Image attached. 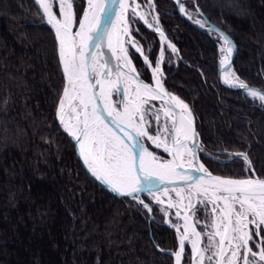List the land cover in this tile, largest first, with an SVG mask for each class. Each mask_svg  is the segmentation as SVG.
<instances>
[{
  "label": "trees",
  "instance_id": "trees-1",
  "mask_svg": "<svg viewBox=\"0 0 264 264\" xmlns=\"http://www.w3.org/2000/svg\"><path fill=\"white\" fill-rule=\"evenodd\" d=\"M85 2L73 0L76 24ZM181 3L231 36L235 78L264 90V0ZM152 4L174 50L139 19L132 34L151 65L161 59L164 84L191 108L200 160L215 173L244 177L251 166L264 177V103L219 83L217 34L183 20L174 0ZM131 55L150 82L141 56ZM63 86L53 30L30 21L27 0H0V264H175L178 239L164 207L143 198L149 212L114 195L79 164L56 118ZM189 257L186 244L182 264Z\"/></svg>",
  "mask_w": 264,
  "mask_h": 264
},
{
  "label": "snow or ice",
  "instance_id": "snow-or-ice-1",
  "mask_svg": "<svg viewBox=\"0 0 264 264\" xmlns=\"http://www.w3.org/2000/svg\"><path fill=\"white\" fill-rule=\"evenodd\" d=\"M35 2L42 9L47 23L56 31L59 58L67 81L64 94L59 100L57 117L64 130L80 146V154L92 175L117 195L131 197L149 212L152 211L150 203H145L140 195L147 193L156 202L162 203L154 193L165 183L175 185L173 191L181 199L191 201L193 195L204 197L198 199L197 205L189 203L187 207L192 209V215H195L197 207L205 210L208 218L203 225L204 235L208 240L206 246L197 249L201 237V232L196 231L199 221L188 224L189 216L184 217L185 232L190 227L192 235L197 238L192 241L194 256H199L202 262L204 253H211L207 256L209 264L214 260H218L219 264H224V260H227V264H235L236 260H243L244 264H264V237H260L258 243L253 240L254 235L259 237L264 231V179H225L211 176L203 164L197 166L194 163L196 143L193 141L191 149L187 147L188 141L196 135L191 129V120H186L182 114L179 115V123L175 119L176 107L188 109L179 98L171 97L175 104L170 103L169 109L164 112L165 117L171 116L173 119L171 127L166 124L161 126L160 109L153 111L154 105H150V100L162 99L168 95L157 79L160 62L157 61L152 69L155 86L144 83L132 66L128 49L124 47L125 41L121 39V33L129 35L127 17L137 15L135 9L130 7L129 0H119V11L116 12L118 25L104 22L106 17L113 14V10L108 7L109 0H87L88 8L79 19V28L75 32L72 28L74 14L71 0H56L60 18L53 10V0ZM111 2L116 3V0ZM136 7L139 8L140 5L137 4ZM149 7H153L152 0H149ZM180 10L184 11L182 5ZM140 19L143 20L144 17L140 16ZM153 19L158 22V18ZM144 22L149 28L152 27L147 20ZM195 23L204 27L199 20ZM155 30L160 31L159 28ZM220 37L229 46L227 51L231 53L230 38L224 33H220ZM135 51L143 55L146 64L149 62V57L143 54L140 47H135ZM113 73L115 80L112 79ZM121 78L124 86L135 84L134 98L121 101L122 111L119 110L120 105L111 99L113 90L121 92ZM236 79L238 83L232 86L244 89L253 100L264 103V91L250 88L245 82L239 81L238 77ZM121 94L125 98L129 95L126 88ZM146 96L148 99H145ZM66 100L74 105L71 111L75 113V122L71 124L65 121ZM188 115L190 117L191 113ZM147 117L156 121L155 135L149 131L151 121ZM161 137L165 140L171 138L172 146L164 143ZM145 138L152 141L156 148L163 145L164 152L172 159L163 160L149 151L144 144ZM189 156L191 159H187ZM243 158L247 161L246 156ZM186 159L189 164L187 169L184 168ZM205 177L210 179L206 180ZM185 190L186 196H182ZM221 202L223 207H220ZM208 204H212L210 212L207 211ZM176 206L168 204V208ZM176 215L179 217L180 213L177 212ZM250 225L254 226L252 231L248 230ZM209 228L213 231H207ZM215 237H219V242L214 245ZM249 242H252L251 247ZM184 246L185 240L182 238L180 251L174 254L177 264ZM253 248L258 250L253 251ZM229 249L230 257L226 256Z\"/></svg>",
  "mask_w": 264,
  "mask_h": 264
},
{
  "label": "water",
  "instance_id": "water-1",
  "mask_svg": "<svg viewBox=\"0 0 264 264\" xmlns=\"http://www.w3.org/2000/svg\"><path fill=\"white\" fill-rule=\"evenodd\" d=\"M72 2V12L74 14V22H73V25H72V28H73V32H75L76 30H78L79 28V23H75L76 22V15H75V10H74V5H73V1L71 0ZM175 4H176V7H177V11H178V14L179 16L185 20L186 22H188L189 24L193 25L194 27L198 28L199 30H202L206 33H208L209 35L211 33H215L219 36V40H215L214 39V42L215 44L217 45L218 49L222 51V54L219 55V58L217 60V78H218V81L219 83L227 88V89H231V90H240V91H243L245 93H247L244 89H241L239 87H235V86H232L236 83H238V80L234 83H230V82H226L224 79H223V73L226 69L229 68V66L231 67L232 65V61H233V58L235 56V53H236V44L234 42V40L231 38V36H229V34H227L224 30H222L221 28H219L216 24H214L213 22H211L203 12L201 11H198V15H199V18L201 21V23L204 24V27H201L200 24H197L195 23V21H197V19L195 18H192L191 16H189V14L186 13L185 9L183 12H181L180 8H181V0H174ZM53 5L56 6V9L53 8V10L56 12L57 14V17H59V11H58V8H59V5L58 3L56 2V0H53ZM118 5H119V0H116V3H112L111 0H109L108 2V7H110L112 10H113V14L109 17H106L105 18V23H108V22H112L113 18L115 17L116 15V12H117V9H118ZM183 6V5H182ZM88 8V2L86 0V4L84 6V9H83V12ZM184 8V7H183ZM27 11H28V14H29V18H30V21L35 24V25H48L54 32L55 34V37H56V31L55 29L52 27V25L48 24L47 23V18L44 16L43 14V11L42 9H40L39 5L36 4L35 0H27ZM83 16V13L81 15V17ZM80 17V18H81ZM141 20V19H140ZM142 21V20H141ZM79 22V21H78ZM143 22V21H142ZM144 23V22H143ZM145 24V23H144ZM147 26V24H145ZM148 27V26H147ZM157 28L160 29V31H156L154 27H151L150 29H153L154 31L157 32L159 38L161 41H164L166 42L168 45H171L173 48L175 47V45L170 42L168 40V38L165 36L164 32L162 31V29L157 26ZM215 29V30H213ZM218 30V31H216ZM161 32L163 33V35H161ZM220 33H224L227 37L230 38L231 42H232V51L231 53H229L227 51V46L224 44V41L223 39L220 37ZM134 38V37H133ZM57 40V38H56ZM58 42V41H57ZM229 47V46H228ZM105 51H107V48H105ZM58 54H59V42H58ZM144 64L149 68H154L155 66L151 65L150 61L146 64L144 59H143V55H141L140 53H138ZM145 55V54H144ZM60 60V58H59ZM114 58H113V62H114ZM223 61V63H222ZM60 66H61V69H62V72H63V65L61 64L60 62ZM138 73V71H136ZM160 72H161V75L158 76V79L160 80L162 86H163V89L168 93L167 96H163L162 98V101H170V97L173 96V95H176L175 93L171 92L167 87L166 85L164 84V74L162 72V68H161V60H160ZM139 77L141 80H143L144 83L146 84H149V85H152L154 87V84L151 80V82H148L146 80H144L141 75L138 73ZM63 76H64V72H63ZM67 81H66V78L64 76V86H63V89H62V93H61V96L60 98L62 97V95L64 94V88H65V85H66ZM247 84V83H246ZM250 88H253V89H259L261 91H264L262 90L261 88L259 87H256V86H251L249 84H247ZM98 90V89H97ZM179 97V96H178ZM180 98V97H179ZM111 99L113 100L114 103L120 105V109L119 110H123V105L121 104V101H115L114 97H113V94H112V97ZM181 99V98H180ZM60 100V99H59ZM184 101V100H183ZM185 102V101H184ZM186 103V102H185ZM187 104V103H186ZM187 106L189 107V105L187 104ZM58 107H59V102H58V106H57V110H58ZM189 110L191 112V115H192V121H191V129L195 132V136L193 137V139L191 140V147H192V143L193 141L196 143L197 145V148H196V160L194 161V163L198 166L199 164H203L202 161L200 160V157H199V136H198V133H197V130H196V122H195V116L191 110V108L189 107ZM67 111V110H66ZM175 112L177 113V115L179 114V109L176 107L175 108ZM56 118H57V122L60 126V128L66 133V135L71 139L72 143H73V147H74V151H75V154H76V157H77V160L79 162V164L82 166V168L86 171V173L96 182L98 183L99 185H101L103 188H105L106 190H108L109 192L113 193L114 195L116 196H121V195H117L116 193H114L113 191H111V189L109 188L108 185L102 183L101 181L97 180L96 177H94L92 175V173L89 171L88 167L85 165L84 163V158L81 156L80 154V146L77 144V142L68 134V132H66L64 130V127L61 125L60 121H59V118L57 117V111H56ZM75 122V116L72 117V119L68 122V123H74ZM165 143V142H164ZM144 144H145V147L149 150V151H152L154 152L156 155L159 156V154L155 151V150H159L163 153L166 154V158H162L163 160H171L172 157L164 152V149H163V145L160 147V148H156L155 147V144H153L152 141H149L145 138L144 140ZM169 147L172 146V140L171 138H169V143H166ZM248 164L250 165V161L247 160ZM204 165V164H203ZM189 167V164L187 162H184V168L187 169ZM205 167V165H204ZM206 168V167H205ZM208 170V173L211 174V176H218V177H221V178H225V179H245V178H254V179H264V177H261L259 175L256 174L255 170L253 169V167L249 166V170H250V174L248 176H244V177H233V176H227V175H223V174H219V173H215L211 170H209L208 168H206ZM206 180L210 179L209 177H205ZM176 187L175 185H169L167 183H165V185L163 187L160 188V190L158 192H155L154 195L155 196H158L160 198V201H162V205H164L168 210H171L175 215L177 212L180 213L179 215V219L181 220V222L184 223V226L186 224L185 222V219L184 217L187 215L189 216V221H188V224H191L193 222H195L194 218L190 215V213L187 211V209L185 208V203H182L180 204L179 206H176V207H173V208H168V204L169 203H172L174 205L176 200L180 199L179 197H177L175 195V192L173 191V188ZM182 196H183V193H182ZM124 197H129V196H124ZM142 197H145V198H148L149 200L151 201H155L153 199V197L151 196H148L147 193H142L140 195V199H142ZM131 198V197H130ZM144 200V199H142ZM185 200V199H184ZM145 203H148L147 201L144 200ZM177 216V215H176ZM175 229L177 231L180 232L181 234V237H180V240L183 237V233H184V227L182 225L181 228L179 227H175ZM196 231L198 232H201V230L199 229L198 225L196 227ZM189 232L192 233L191 231V228L189 227ZM258 237V236H257ZM197 239V238H196ZM180 240H179V246L177 249L171 251L173 257H174V261H175V264H177V261H176V257H175V253L180 251ZM185 240V245L188 244L190 245V242L188 241V239L184 238ZM260 240V236L258 237V242ZM218 242H219V239H218ZM204 247V236L201 232V237H200V241L199 243L197 244V249H201ZM185 248V246H184ZM184 251V249H183ZM182 259H183V253L181 255V259H180V262L179 264H182ZM197 259V256H194L193 252H192V247H191V252H190V257H189V261H188V264H195V260ZM214 264H219V261L216 260Z\"/></svg>",
  "mask_w": 264,
  "mask_h": 264
},
{
  "label": "bare ground",
  "instance_id": "bare-ground-1",
  "mask_svg": "<svg viewBox=\"0 0 264 264\" xmlns=\"http://www.w3.org/2000/svg\"><path fill=\"white\" fill-rule=\"evenodd\" d=\"M130 1H131V0H129V3H130ZM130 7L133 8V9H135V11H136L137 13L140 14L139 10H138L136 7H133V6L131 5V3H130ZM118 11H119V5H118L117 12H118ZM112 22L116 23L117 25L119 24V21L117 20L116 15H115V17L113 18ZM120 35H121V39H123V40L125 41V43H124V47H126V48L128 49L129 58L131 59L132 66L135 68V65H134V62H133V59H132V55H131V51H133V50L135 51V47H139V46L137 45V43H136V42L134 41V39L132 38L130 32H129V35H128V36H124L123 33H121ZM114 42H115V38H114ZM170 42H171V41H170ZM133 45H135V47H134ZM169 48H170V47H169ZM174 48H175V47H174ZM174 48H173V49H174ZM227 48H228V46H227ZM135 52H136V51H135ZM136 53H137V52H136ZM114 63H115V61H114ZM135 69H136V68H135ZM150 70H151V74H152V68H150ZM136 71H137V70H136ZM160 75H161V72H159V73L157 74V79H158V76H160ZM112 79H113V80L116 79L115 73H113V75H112ZM223 79H224L225 81L230 82V83H234V82H232V78H231V67H229L228 69H226V70L224 71V73H223ZM152 82H153V84H154V86H155V82H154V80H153V75H152ZM119 86L121 87V92H123V91L125 90V88H126L128 94H129L128 97L125 98V97L122 96L121 92H119V93L121 94L123 100H125V102H126V99L134 98L133 94H134L135 84L130 83L128 86H124V85H123V78H121V81H120V85H119ZM131 90H133L132 93H129ZM62 96H63V95H62ZM173 96L179 98L177 95H173ZM173 96H171V97H173ZM171 97H170V101H162V99H157V100H154V101H159V102L162 104V109H163V111L165 112V111H167V110L169 109V104H170V103H171V104H175V102L171 100ZM145 99H148V97L146 96ZM179 100L183 101V100L180 99V98H179ZM150 101H151V100H150ZM183 102H184V101H183ZM184 104H186V103L184 102ZM186 105H187V104H186ZM73 106H74V105H73V104H70V102H69L68 100L65 101V121H66L67 123L72 119L73 116H75V113H73V112L71 111V109H72ZM177 108L179 109V114L176 115V117H175L177 123H179V115H180V114H182V115L185 117L186 120H189V119H190V120L192 121V115H191L190 117H189V115H188V113L190 112L189 107H188L187 110H182V109H180L179 107H177ZM66 110H67V111H66ZM190 113H191V112H190ZM168 119H169V128H170L171 125H172V123H173V119H172L171 116H169ZM165 143H169V139H168V141L165 142ZM187 147H188L189 149H191V140L188 141ZM187 159H191V156L187 157ZM176 202H177L178 204L187 203L186 200L181 199V198L178 199V200H176ZM185 227H186V224H185ZM188 231H189V228H188ZM188 231H187V232H188ZM187 232H186V235H184V233H183V237L186 238V239H188ZM189 240H190V239H189ZM193 240H196V237H195L194 235H192V233H191V244H192V241H193ZM195 264H201V259L199 258V256H197V259L195 260Z\"/></svg>",
  "mask_w": 264,
  "mask_h": 264
},
{
  "label": "rangeland",
  "instance_id": "rangeland-1",
  "mask_svg": "<svg viewBox=\"0 0 264 264\" xmlns=\"http://www.w3.org/2000/svg\"><path fill=\"white\" fill-rule=\"evenodd\" d=\"M130 3H131V5L133 7H136L137 4L140 5L139 8L136 7L139 10L140 14L136 12L137 13L136 16L129 15L127 17L129 19V32H130L132 38H133L132 29L134 28V22L136 21V19H139L140 20V16H143L144 17L143 20L141 19L143 22H144V20H147L149 24H152V27L157 28V26H159L157 20H154L153 19V17H156L157 18V16L154 13L153 7H149V0H147L146 3H143V2H141L139 0H135V2L133 3L132 0H131ZM85 4H86V2H85ZM53 8L56 9V6L53 5ZM133 39L137 43V45L141 48L139 42L137 40H135V38H133ZM170 48L173 49V47H170ZM141 50H142V48H141ZM221 54H222V51H221ZM135 68H136V66H135ZM148 70H149V68H148ZM149 78L152 80L151 70H149ZM231 78H232V82H236L237 81L236 78H235V75L233 74L232 69H231ZM132 91L133 90H131L129 93H132ZM112 94H113V97H114L115 101L123 100V98H122V96H121V94L119 92H116L115 90H113V93ZM150 105H154V107L152 108L153 111H156L157 109H160L159 118H160L161 126H163V125L166 124L169 127V119H168V117H165V115H164V111L162 109V104L159 101H150ZM146 119H148V120L151 121L152 129L154 128V130L153 131H150V133L153 134V135H155L156 134V128H157L156 121L152 117H147ZM161 139L164 142H167L169 138L165 140L163 137H161ZM185 162H187V159L185 160ZM197 198L198 199H204V197H197ZM207 211L210 212V209H208ZM197 212L199 213L198 215H197ZM195 214L196 215H194V216L195 217H198L200 219H206V220L208 219L206 217V215H205V210L202 207H197V210H195ZM252 230H253V226L251 225L250 231H252ZM184 235H186V232L185 231H184ZM187 236H188V240L190 239L189 241L191 242V233L189 231L187 232ZM253 240L257 242L255 236H253ZM249 246L250 247L252 246V242H249ZM257 250L258 249L253 248V251H257ZM257 260H258V258H257ZM212 264H214V263L212 262ZM238 264H244L243 260H239L238 261Z\"/></svg>",
  "mask_w": 264,
  "mask_h": 264
},
{
  "label": "built area",
  "instance_id": "built-area-1",
  "mask_svg": "<svg viewBox=\"0 0 264 264\" xmlns=\"http://www.w3.org/2000/svg\"><path fill=\"white\" fill-rule=\"evenodd\" d=\"M183 196H186V190H185V192L183 193ZM194 197L191 199V201H189L188 199H185L186 201H187V203H185V208L187 209V211L188 212H190V214L192 215V209L191 208H189V207H187V205H189V203H191V205H193V206H195V205H197V201H198V198L195 196V195H193ZM180 198V197H179ZM175 203H176V205L177 206H179L180 204H178L176 201H175ZM220 207H223V203L221 202L220 203ZM211 208H212V204H208V208H207V210L208 209H210V211H211ZM195 210H197V208L195 209ZM169 213H170V210H168L167 208H165V210H164V222L165 223H167L168 225H170V226H173V225H175L176 227H178V226H182L183 225V227H184V224H183V222H179V221H176L175 223L171 220V218H170V216H169ZM196 215V214H195ZM192 216H194V215H192ZM195 217V216H194ZM195 219H196V221H199V225L201 226V232H202V234H203V236H204V246H206L207 244H208V240H207V237L204 235V232H205V229L203 228V225L205 224V222L207 221L206 219H200V218H198V217H195ZM250 227H251V225L249 226V231H250ZM253 228H254V226H253ZM207 231H213V229H211V228H209V229H207ZM176 234H177V236L179 237L180 236V234H179V231H177L176 230ZM263 236H264V231H263ZM218 239H219V237H215L214 238V240H213V244L215 245V244H217L218 243ZM233 244H235V241H233ZM225 248L227 249V242H225ZM211 253H209V252H205L204 253V259H203V261L201 262V264H209V262H208V260H207V256L208 255H210ZM226 256H228V257H230L231 256V250L229 249V250H227V252H226ZM216 260H214L213 261V263L215 262ZM238 261L239 260H236L235 261V264H238ZM224 264H227V260H224Z\"/></svg>",
  "mask_w": 264,
  "mask_h": 264
}]
</instances>
